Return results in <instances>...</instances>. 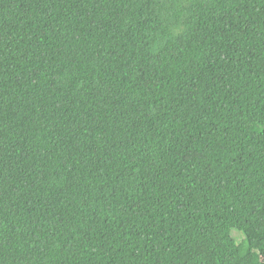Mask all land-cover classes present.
Wrapping results in <instances>:
<instances>
[{"label":"trees","instance_id":"trees-1","mask_svg":"<svg viewBox=\"0 0 264 264\" xmlns=\"http://www.w3.org/2000/svg\"><path fill=\"white\" fill-rule=\"evenodd\" d=\"M256 125L264 0H0V264H264Z\"/></svg>","mask_w":264,"mask_h":264},{"label":"rangeland","instance_id":"rangeland-1","mask_svg":"<svg viewBox=\"0 0 264 264\" xmlns=\"http://www.w3.org/2000/svg\"><path fill=\"white\" fill-rule=\"evenodd\" d=\"M263 129L264 126L261 125H256L254 127V131L258 133L261 132ZM233 237L235 238L237 244H242L244 242L243 237L238 232H234Z\"/></svg>","mask_w":264,"mask_h":264}]
</instances>
